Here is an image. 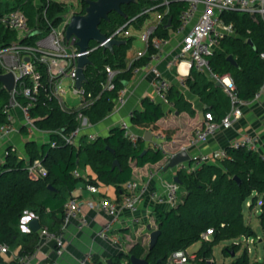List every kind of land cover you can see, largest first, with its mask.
<instances>
[{
  "label": "trees",
  "instance_id": "16d2710c",
  "mask_svg": "<svg viewBox=\"0 0 264 264\" xmlns=\"http://www.w3.org/2000/svg\"><path fill=\"white\" fill-rule=\"evenodd\" d=\"M11 1L0 0V16L13 9H19L26 15L33 34L22 40L23 43L26 41L29 43L28 40L47 33L51 26H56L62 20L65 12V7L58 1L13 0L14 4L9 7ZM81 1L82 9L79 13H83L86 6V0ZM185 6L186 3L182 0H169V10L157 25L153 35L167 38L170 27L178 25L179 14ZM43 9L45 17L41 13ZM121 9L127 17L116 13L114 26L106 31L101 29L106 35L128 19L134 17L131 23L140 27L148 18V14L137 12L132 14L131 10L135 9L133 6H121ZM222 16L227 22H233L236 35L223 38L219 43L221 51H213L207 56V60L212 72L230 74L238 96L250 100L264 81V61L259 55L264 51V22L254 20L251 15L242 11H228ZM112 19L109 16L108 21ZM16 38L15 31L8 30L0 24L1 45H8ZM124 39L127 42L114 46L112 51L98 47L89 53L91 62L84 67L86 81L82 83L85 93L95 96L101 91V84L106 79V65L120 69L114 78V89L102 91L91 105L81 109L92 123L101 120L112 109L113 99L118 89L129 79L132 69L144 64L154 52L149 46L144 57L127 66L126 53L129 49L127 46L131 38L127 36ZM247 39H250L253 45H250ZM229 54L235 59L237 66L227 60ZM40 69L45 77L44 70ZM184 83L206 103L207 110L211 111L216 119L229 110V98L225 96L221 87L215 85L214 80L209 78L207 72L192 66ZM49 92V89L41 90L37 101L30 108L34 123L42 129L60 128L65 132L70 131L76 125L75 115L78 109L72 107L69 112L63 110L54 97H48ZM9 98V92L0 83V123L6 121L4 109ZM167 99L179 112L185 110L193 113L191 103L183 99L176 87L170 86ZM17 100L21 103L26 102L21 95H17ZM137 115L138 126L155 134L164 132L167 137L170 136L168 131L156 129L155 122L161 116V110L148 98L142 99V109ZM52 140H56L54 146L50 144ZM25 148L30 160L42 159L47 168L46 176L29 177L25 160L19 159L14 151L10 152L5 163L0 165V243L6 244L9 252L17 245H21L18 255L31 253L38 241V232L20 230V220L25 210L34 213L41 221L52 219L50 223L47 222L48 229H59L63 204L79 179L73 175V171L81 154L85 155L86 162L95 171L97 179L103 183L114 184L118 191H121V185L131 178L130 161L136 166H143L145 163H156L163 158L160 148L145 146L142 138L136 146L133 145L119 126L113 127L107 136L82 141L77 147L64 143L55 134H50L48 142L39 147L34 142H26ZM225 148L229 157L221 161L203 164L190 172L176 171L181 181L179 190L183 188L184 192L178 195L179 199L175 206H154L158 212L157 228L161 230L155 245L152 248H144L141 244L135 243L127 253L119 252L112 256L110 264H130L131 255L145 258L147 264H166L167 259L175 251L186 252V248L198 240L201 241V245L188 260L197 264H214L212 247L219 241L235 240L241 236L255 234L252 227L245 222L243 215L244 203L251 195L253 196L250 207L260 202L258 219L264 232V160H261L257 151L235 149L230 146ZM114 159L118 160L119 166L113 168ZM91 182L96 183L93 179ZM209 227L213 228V234L211 238L204 240L201 234ZM233 246L236 252L238 246ZM222 252L224 255H230L227 248H223ZM0 264L19 263L16 260L5 262L0 258ZM230 264H250L247 251L234 257ZM251 264H264V252L260 260H255Z\"/></svg>",
  "mask_w": 264,
  "mask_h": 264
},
{
  "label": "built area",
  "instance_id": "2783aa9c",
  "mask_svg": "<svg viewBox=\"0 0 264 264\" xmlns=\"http://www.w3.org/2000/svg\"><path fill=\"white\" fill-rule=\"evenodd\" d=\"M49 2V0H47ZM150 7H145L139 14H149L154 11V19L152 23H148L146 30L141 34L140 38L144 42L143 50L137 52V57L144 55L146 49L150 46L154 52L150 55L155 62L159 61L162 47L169 42V38L154 36L153 33L157 25L161 22L164 15L169 10V0H148ZM186 3L185 8L179 14L176 32L171 35L179 36L177 46L172 57L167 61V65H176L184 61L187 68L194 66L197 70L207 72L208 76L222 84V89L229 98V110L219 119H216L212 112H206L201 126L194 130L191 144L200 145L214 136L217 131L232 128L233 125L242 117L243 110L249 100L242 99L238 96V91L234 80L228 73L217 74L212 72L207 56L216 50L220 41L226 36L236 33L233 22H227L222 16L228 11H242L249 15H254L256 19L264 22V0H182ZM45 12V9L44 11ZM71 14L62 17V20L56 25L51 26L50 30L42 37L38 38L34 44L22 42L33 33L28 24L26 15L19 9H13L3 13L0 16V24L8 30L15 31L17 38L8 45L0 44V68L2 73L12 72L14 75V85L10 94L8 105L4 109L6 121L0 123V165L5 163L10 152L14 151L19 159L25 160V168L27 174L31 178H39L47 175V168L41 158L29 159L26 152L18 150L16 145L12 143L11 137L24 130L28 135L35 132L47 134H55L64 143L77 146L80 137L90 129L93 124L83 114L81 109L91 105L101 94L102 91H110L114 89V78L120 72L119 68L105 66L106 79L101 84V91L92 96L85 93L83 87L76 89L73 84V91L80 96L75 115L76 125L70 131H63L60 128L42 129L33 121L30 115V108L38 99L41 90L49 89V98L54 97L60 107L69 112L72 106L68 105L62 97L63 90L60 87L64 78H70L75 83L77 56L79 47L77 45V36L71 35L68 41L65 40L64 32ZM43 17L45 14L43 13ZM134 19H128L122 25L115 27L106 35L107 39L124 38L130 35L128 26ZM50 24V23H49ZM102 47V43L96 42V45L89 46L87 51L90 53L94 49ZM264 61V51L259 53ZM26 58H28L26 60ZM44 70L45 77L41 72ZM140 66H135L132 70L136 73L140 70ZM149 71L153 74V86L158 97L168 103L167 93L171 86L170 81L159 70L156 63L148 64ZM180 83L183 84L182 77ZM3 86V85H2ZM126 85L118 89L114 98L115 103L119 106L123 105L126 100ZM17 95H21L26 100L21 103L17 100ZM264 98V81L255 91L250 101L258 102ZM13 109H18L21 118L18 119L13 113ZM119 127L123 129L124 136L137 145L141 136L135 134L127 121H121ZM89 140H94L97 135L95 133H87ZM156 138H162L161 133H156ZM51 146L56 144V140L50 142ZM262 144L261 137L256 132H243L229 145L235 149H246L257 151L261 160H264V152L260 151ZM153 148L162 147L155 142ZM184 149V148H182ZM229 157L226 148H216L206 152H199L191 155L188 161L177 165L171 173L176 175L178 169L187 172L198 169L203 164L214 163ZM73 175L80 176L77 169H74ZM155 186L151 187V175L147 182H139L129 179L122 184V190L116 198L102 196L95 203L92 200L87 201L90 208L98 206L107 216V221L95 232V236L102 240L111 241L119 244L120 235L115 231V224L119 221L121 212L125 209L130 214V222L133 225L142 221L141 204L143 200L150 207L155 205H165L168 207L175 206L178 202L179 183L173 180H166L161 174L154 177ZM87 187L97 193L95 185L88 184ZM157 188V189H156ZM148 206V207H149ZM248 206L250 202L248 201ZM32 218H37L31 211L25 210L20 220V230L30 232L28 222ZM76 222L77 229H83L89 223L88 218L84 215L81 205L78 201L70 196L63 204L62 221L58 230H50L48 227L40 225L38 229V241L31 253L18 255L12 254V259L19 264H32L38 251L44 246L51 245L55 255L60 256L66 249L65 232L69 223ZM213 234V228H207L201 238L208 240ZM9 248L6 244L0 243V253H8ZM189 255L183 250L175 251L171 255L173 262L185 263L188 261ZM50 264H58L55 260ZM76 264H95L94 251L89 248L76 261Z\"/></svg>",
  "mask_w": 264,
  "mask_h": 264
},
{
  "label": "crops",
  "instance_id": "0c3cea01",
  "mask_svg": "<svg viewBox=\"0 0 264 264\" xmlns=\"http://www.w3.org/2000/svg\"><path fill=\"white\" fill-rule=\"evenodd\" d=\"M153 19L154 17L148 19V21L145 20L147 21V25L148 23H152ZM168 33L169 35L167 38H169V42L160 50L159 53L161 57L159 61L155 62V60L149 57L144 64L140 65L141 68L138 72L133 73L132 70V74L125 82L127 92L124 104L119 106L115 103V99H113L112 109L101 120L92 123L93 126L80 137L79 141L80 144L82 141L89 140L87 137V133L89 132L95 133L97 136H107L113 127L119 126L120 122L123 120L127 121L131 130L144 140L145 146L152 147L154 143L157 142L162 147L163 158L156 163H145L143 166H136L134 162L130 161L132 165V175L130 179L139 182H147L151 175V182L149 183L151 187L155 186L154 177L164 174L162 168L169 157L175 152L182 150V148L186 149L191 156L203 151L206 152L216 148H225L243 132H256L260 135L262 141L260 151L264 152V98L260 99L258 102L250 101V99L243 110L242 117L232 128L217 131L207 142L200 145L191 144L194 130L202 125L205 113L211 111L207 110L206 103L203 102L197 94H194L189 86L184 83V79L188 76L190 71V68H187L185 62L181 61L174 66L167 65V61L172 57L179 39V36L174 34L171 35L173 33L172 30H169ZM234 35H236V33L231 36ZM143 48L133 53H129L127 50V66L145 56L147 49L144 55L137 57V52L143 50ZM216 50L221 51L219 45ZM153 63L157 64L159 70L170 81L171 86L176 87L180 91L183 99L191 103L193 113H189L185 110L179 112L172 103L165 102L158 97L153 86V74L148 68V64L150 65ZM181 77L183 84L180 83ZM214 82L216 81L214 80ZM223 93L225 94L224 91ZM225 96L227 95L225 94ZM143 98H148L159 106L161 116L155 122L156 129L159 131L166 130L170 136L167 137V134L164 132H157L161 133L163 136L159 139L156 138V134L149 129L138 126L139 119L137 114L142 109ZM13 113L18 119L21 118L18 109H13ZM23 131L24 130L11 137L12 143L22 152H26V142H34L35 145L39 147L41 144L49 141L50 135L47 133L35 132L28 135ZM145 131L151 133V138L149 140L144 139ZM79 144L77 146H79ZM76 169L79 171L80 176H78L79 179L76 181L69 197L72 196L78 201L89 223L80 230L77 229L75 221L69 223L65 232L66 249L64 253L57 256L51 245L44 246L37 252L32 264H50L53 260L58 264H76L77 259L89 248L94 251L95 264H107V261L110 260L112 256L119 252L127 253L135 243H139L145 248V241L146 239L149 240L150 233V229H147V226L150 225L151 229L157 227L156 217L158 212L154 207H150L144 199L141 204L142 221L134 225L133 228L130 227L132 223L130 222L129 212L125 209L121 212L119 221L114 226L115 231L120 235L119 244L99 239L95 236V232L107 221L108 216L101 211L98 206L94 208L88 207L87 201L90 199L98 203L100 197L104 195L116 198L120 190L118 191L114 184H107L99 181L95 171L90 164L86 162L84 154L79 156ZM91 179L95 180L96 183H92ZM88 184L95 185L98 192H92L87 187ZM257 203L260 205L259 201ZM51 220L46 219L41 221L38 219L40 225L44 224V226H47V222L50 223ZM20 248L21 245H17L8 253H0V258L5 262H10L13 260L11 253L17 254ZM193 256L194 254H191L190 258Z\"/></svg>",
  "mask_w": 264,
  "mask_h": 264
},
{
  "label": "water",
  "instance_id": "95a60500",
  "mask_svg": "<svg viewBox=\"0 0 264 264\" xmlns=\"http://www.w3.org/2000/svg\"><path fill=\"white\" fill-rule=\"evenodd\" d=\"M138 0H86V6L84 8L83 13H73L70 15L68 23L65 27L64 37L65 40L68 41L71 35L77 36V45L79 47V54L77 56V68H76V77L74 86L76 89L82 86V83L86 81V77L84 74V67L89 64V52L87 49L90 46V41L93 40L98 43H102L103 50L109 49L110 51L113 50L114 46L125 44L127 41L124 38H112L107 39L106 34L101 31L99 24L101 20L108 21L109 20V13L114 11L123 17H127V15L122 11L121 5L127 4L130 2H137ZM254 20H257L254 15H251ZM170 25V18H168L167 26ZM247 42L250 45H253L250 39H247ZM227 60L237 66V62L232 57L231 54L227 55ZM28 58H26L27 60ZM0 83L3 87L10 91L14 85V75L12 72H6L0 74ZM215 85L221 87L222 84L219 81L215 82ZM151 138V133L149 131H145L144 139L149 140ZM113 152V149H111ZM143 150L142 153H144ZM190 159V155L186 149H182L180 151L175 152L173 155L169 157L167 162L164 164L162 170L166 172L168 170H174L178 164L188 161ZM119 166V162L117 159L112 161V167ZM237 179L236 177H234ZM173 180L177 183H181L177 175L173 176ZM51 187V186H49ZM28 226L30 227L31 231L37 232L40 228V223L37 218H32L28 222ZM147 229H150L149 233V248H152L158 236L161 233L159 228L151 229V226L148 225ZM234 252H231L233 255ZM110 264V260L107 261ZM130 264H147L145 258L136 257L134 255L130 256Z\"/></svg>",
  "mask_w": 264,
  "mask_h": 264
},
{
  "label": "rangeland",
  "instance_id": "374dc122",
  "mask_svg": "<svg viewBox=\"0 0 264 264\" xmlns=\"http://www.w3.org/2000/svg\"><path fill=\"white\" fill-rule=\"evenodd\" d=\"M12 1L8 5L9 7L14 4V2ZM53 1H58L65 7V12L63 13L62 16L73 14V13H79L80 10L82 9L81 0H53ZM126 5L133 6L135 9L131 10V13L135 14L136 12L140 13L141 10L145 7H150V2L148 0H139L138 3L130 2L127 4H122L121 6L125 7ZM43 10L41 12L42 14L44 13ZM154 14H155L154 11H150L148 14V18L146 20L148 21V19L154 17ZM109 16L113 18L112 21L101 20L99 24L100 29H102L103 31H106L114 26L116 12L111 11L109 13ZM147 21H145L140 27L135 26L134 23L129 24L128 31L130 32L129 36L131 38V42L127 46L129 48L128 49L129 53L136 52L138 49H141L144 47V42L141 40L140 36L146 30ZM176 29H177V24L175 26L170 27V30H172L173 32H176ZM45 34L46 33H42L38 35V37H36L35 39L31 40L32 42L30 40H28V42L34 44L38 38L44 36ZM227 37H231V35L226 36V38ZM90 45L94 46L96 45V42L91 40ZM73 84L74 83L70 78H64L61 81L60 87L63 90L62 97L66 101V103L72 107H77L80 96L74 93ZM179 170L182 172H185V170L183 169H178L177 171ZM163 175L166 178V180H171L173 178V174L171 173L170 170L164 172ZM183 192H184V189L180 188V190L178 191V195L182 194ZM252 196L253 195L249 196L247 201L244 203L243 215H244L245 222L252 227L255 234L252 236H241L235 240L219 241L217 244H215L212 247V258H213L214 264H230V262L232 261L234 257H236L237 255H240L245 250L248 253V260L250 264L253 263L255 260H260L262 258L263 252H264L263 250L264 232L262 231L260 227L259 219H258V215L260 213V209H259L260 205L257 203L253 207L248 206V201L250 202ZM130 227L133 228L134 225L130 224ZM147 240L148 239H146L145 241V245H146L145 248H147L149 244V240L148 241ZM129 243H132V242H129ZM200 245H201V241L198 240L194 242L193 244H191L189 247H187L186 248L187 255H189L190 257L191 254H194L198 250ZM233 245L238 246L237 247L238 250L236 252H234L236 249H234ZM223 248H227L230 255H224L222 252ZM231 252H234V254L231 255ZM166 264H197V263L191 260H188L185 263H178V262L176 263L171 260V257H169L166 261ZM204 264H208V263H204Z\"/></svg>",
  "mask_w": 264,
  "mask_h": 264
}]
</instances>
